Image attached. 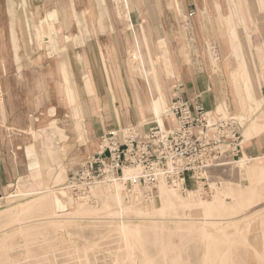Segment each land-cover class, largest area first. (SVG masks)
Returning <instances> with one entry per match:
<instances>
[{
	"label": "rangeland",
	"instance_id": "1",
	"mask_svg": "<svg viewBox=\"0 0 264 264\" xmlns=\"http://www.w3.org/2000/svg\"><path fill=\"white\" fill-rule=\"evenodd\" d=\"M49 4L43 25L38 13L41 8L28 0L13 3L10 15L0 16V82H11L14 91L21 93L20 74L29 70L36 103L29 119L19 113L27 125L21 132L14 130L13 117L4 119L0 108V124L11 155L17 164L22 163L19 152L25 164L24 175L0 194V264H264L263 158L251 162L252 157L244 154L241 163L210 168L204 188L201 182H190L188 191L170 187L186 204L178 210H155L152 201L131 202L123 192L126 211L122 212L113 187L97 185L90 194L95 200L89 203L76 201L66 187L73 173L97 152L103 135L92 137L76 87L83 77L82 88L96 111L99 99L88 78L92 75L88 49L95 43L101 52L93 66L99 69L96 72L100 71L108 91L113 92L111 71L118 72L136 91L137 96L132 93L136 108L142 100L147 113L139 122L115 129L156 125L148 82L159 98V117L170 125L175 80L177 87L191 75L202 73L217 97L212 110L241 122L244 147L248 138L260 136L264 141V0H50ZM55 11L57 15L51 19ZM76 12L82 14L81 23L89 31H77ZM131 16L144 65L129 28ZM12 27L18 34L21 58L15 55ZM37 27L52 31L43 33L42 46ZM58 29L65 35L60 41ZM46 44L54 45L56 53L53 46L47 51ZM1 56L8 62L6 71ZM37 69L45 70L48 77L41 91L32 80ZM75 154L81 158L73 159ZM53 192L65 201V212L60 213ZM214 199L218 207L201 211L193 218L202 220L182 226L184 229L171 222L162 226L139 223L140 218L199 211L200 205L209 206ZM153 204L159 207V197ZM148 208H153L155 216L141 214ZM121 222L132 225L126 240L117 232Z\"/></svg>",
	"mask_w": 264,
	"mask_h": 264
},
{
	"label": "built area",
	"instance_id": "2",
	"mask_svg": "<svg viewBox=\"0 0 264 264\" xmlns=\"http://www.w3.org/2000/svg\"><path fill=\"white\" fill-rule=\"evenodd\" d=\"M170 112L173 123L164 129L153 125L143 132L136 125L103 134L97 152L67 183L75 200L92 202L95 186L119 184L129 201L150 203L160 184L187 188L201 182L204 188L210 168L244 158L243 126L235 116L206 110L197 96L175 100ZM125 169L135 173L125 178Z\"/></svg>",
	"mask_w": 264,
	"mask_h": 264
},
{
	"label": "crops",
	"instance_id": "3",
	"mask_svg": "<svg viewBox=\"0 0 264 264\" xmlns=\"http://www.w3.org/2000/svg\"><path fill=\"white\" fill-rule=\"evenodd\" d=\"M21 0H0V16H8L10 13L8 12L9 9H12L13 3L20 2ZM31 2L32 5H36V7H40V13L42 23L43 25L44 20L43 18L46 17L48 13H46V10L49 5L50 0H28ZM37 11L35 12V14ZM82 14H86L84 11ZM82 14L79 15L76 12V16H78L79 24L77 31H89L87 24L81 23L83 20L79 16L82 17ZM57 15V12H53V14L50 15L51 19ZM27 19H23V22L26 23ZM48 20V19H45ZM4 30V29H1ZM11 31V36L13 37V45L15 49V55L17 58H21V55L19 54V51L21 50V46L19 45L18 40V34L15 32L14 28L9 29ZM47 27L44 29L43 27H37L35 31L37 33H40V45L42 46V39H43V33H49L52 32L46 31ZM24 31V27H23ZM62 29H58L56 33H61V35H57L58 41L63 40L65 37L64 33L62 32ZM38 37V36H37ZM28 41H32V38L30 36V39ZM26 45V44H25ZM54 48V45L48 46L45 45V49L51 50L50 48ZM56 46V45H55ZM92 46V47H91ZM3 47V46H2ZM26 47V46H25ZM61 47L63 51H65V46L61 44ZM4 48V47H3ZM90 49H88V53L91 55L92 59V75L89 76V79H92L93 87L95 90V94L98 96L99 102H98V108L96 111H93L91 102L88 96H86L84 92V88H82V78L81 83L77 82L79 86L77 87L78 91V98H79V105L81 106V110L83 113V119L85 123L89 124L90 131L92 132V137L97 138L100 137L102 134H105L106 132L110 131L111 129H115L118 126H125L128 124H134L136 122L140 121V117L137 112L135 100L132 95V89L128 83H124L123 79L121 78L120 74L117 72L115 75L111 71V81L113 86V92L108 91L107 84L104 82V78L102 77L100 71L97 68H94L93 61L97 58L99 52L97 51L98 45L92 44L89 46ZM100 48V47H99ZM54 51L56 53V47L54 48ZM1 54H3V50L1 48ZM4 55V54H3ZM1 64L2 68L5 70V65H7V60L4 56H1ZM54 60V59H53ZM68 62V61H67ZM70 64V63H68ZM42 65V64H41ZM40 65V66H41ZM109 65V63H108ZM110 67V66H109ZM54 68L59 70V67L54 64ZM95 70V71H94ZM33 83L35 84V88L38 91H41L43 89V83H46L48 80L47 73L45 70H35L34 75L32 76ZM30 71L25 70L20 74V82H21V93L18 91H14L11 82L9 81H3L0 82V108L3 111L4 119H7L8 117H13V124L14 130L17 132H21L25 130L23 127H27L25 124V121L23 119L19 118V113L24 114L26 116L25 118L29 119L27 116L32 117L33 115L30 113H33V111H36L34 99L32 97V88L30 86ZM181 83V82H180ZM76 84V85H77ZM175 95L172 97L174 100H177L179 98L184 99H193L194 97H199V100L201 101L202 105L205 107L206 110L210 111L216 107L217 104V97L214 92L211 91V82L208 79L206 75H203L202 73H197L191 75L189 78H186L183 83L179 84L176 87V80H175ZM150 94V93H149ZM139 96L141 99V94L139 91ZM82 97H85V99H81ZM120 98L123 102V107L121 105ZM150 99V95H149ZM81 101L84 102V104L81 103ZM141 103L145 110V105L143 104L142 100ZM41 104V103H40ZM43 105V104H42ZM40 107V106H38ZM0 109V110H1ZM100 113V114H98ZM115 115H113V114ZM44 117V114H43ZM24 118V117H23ZM24 118V119H25ZM46 123L49 122L48 116L46 117ZM0 121L2 123V120L0 118ZM172 125V123L170 124ZM170 125L168 127H170ZM85 124L81 121V129ZM150 126L144 125L141 127V131L146 132L149 129ZM4 132V133H3ZM67 139L69 137L66 136ZM244 138V137H243ZM76 138L73 135L72 141H74ZM258 139V141H257ZM244 141L246 139L244 138ZM17 142V140H16ZM15 142V143H16ZM19 144V142H17ZM247 145L244 147V154L248 157H252V159H259L263 158L264 156H261L264 154V141L261 139L260 136H255L252 138L247 139ZM96 148V146H95ZM90 150V149H89ZM88 150V151H89ZM88 151H83V153H88ZM92 152V151H91ZM17 153V152H16ZM18 159H22L18 164L16 161H14V158L11 155V151L9 148V142L8 137L5 131H2V125L0 124V194L4 193L6 189L12 185V182L21 175H24L25 169H24V158L22 154L19 152ZM80 157L79 154H75L73 159H78ZM81 158V157H80ZM64 171V170H63ZM61 170V173H64Z\"/></svg>",
	"mask_w": 264,
	"mask_h": 264
},
{
	"label": "bare ground",
	"instance_id": "4",
	"mask_svg": "<svg viewBox=\"0 0 264 264\" xmlns=\"http://www.w3.org/2000/svg\"><path fill=\"white\" fill-rule=\"evenodd\" d=\"M130 17V16H129ZM131 19V20H130ZM128 21H129V28L131 30H133V36H134V39H135V42H136V45H137V49H138V52L140 54V58L142 59L141 62L142 64L144 65V63L146 62V59L144 57V54H142L143 50L140 46V43H139V38H138V35L135 33L136 31V28L134 26V23L132 21V16ZM36 36H38V40L40 41V33L36 34ZM65 50V49H64ZM144 72H145V75L148 74V69L145 67L144 68ZM135 87L137 88V85L136 83H134ZM147 88L150 89L149 91V95H150V103L153 106V111H154V114H153V119H154V123L161 127L162 129L164 128H167L169 125H168V122L165 121L162 117H159L161 116V114H159V111H158V104L156 103L158 101V96L156 95L155 91H152V88L150 86V83L148 82L147 83ZM133 95L134 96H137V93L136 91H132ZM139 93V92H138ZM137 112H138V115L139 117H142V116H145V112H144V108H143V105L142 103H140V106L137 108ZM165 112V111H164ZM223 114V113H222ZM225 115V114H224ZM171 123V122H170ZM153 124V123H152ZM243 137V136H242ZM242 145L244 146V139L242 140ZM257 159H251L250 161H256ZM244 161V158L242 160H240L239 162L237 163H241ZM246 162V161H245ZM134 170L132 169H125L124 170V177L127 178L129 177L130 175L134 174ZM98 186H108V187H113L112 190H114L112 193H113V196L114 198L116 199V203L117 205H119L122 209V212L126 211L125 209H123V205H122V195H123V192H124V188L119 185V184H116V185H98ZM98 186H95V187H98ZM202 187V186H199V188ZM121 188V189H120ZM158 193H159V199H160V205L159 207H156L153 202H152V207L155 208V210H166L167 208L168 209H172V210H178V208L182 207V206H186V204L183 203L182 199L180 198V196H178L176 193H174L172 190H170V187L165 185V184H160L158 185ZM179 188V190H183V191H188V188H182L181 187V184L177 187ZM178 189H175L174 191H179ZM60 192H62V190L60 189L59 190ZM50 193V192H49ZM54 193V192H53ZM63 193V192H62ZM48 194V193H47ZM46 193L41 195V200L43 201V203L46 200L47 198V195ZM55 195V196H54ZM53 197H54V202L57 204V208L59 209L60 213L61 212H65L66 211V207L67 205L65 204V201H63V198H61L57 192L54 193ZM61 195V194H60ZM10 197V196H9ZM112 197V196H110ZM113 198V197H112ZM199 201H202V200H199ZM188 206V205H187ZM189 207V206H188ZM218 207V203L216 201V199H214V201L212 203L209 204V206H205V205H200V210L198 211H186L183 215H169V216H166V217H162V218H154L152 216H150V218L146 217V218H140V220H142V222H139V223H148L147 225H154V226H157L159 224H161V226L165 223H175V227H177L178 229H184L182 226H185V225H190V224H193V223H196L195 221L198 220V222H200L202 219H197L195 220V218H193L194 216H198V214L203 211V212H206L208 211L210 208H214L216 209ZM127 209V208H126ZM153 208H148L146 209V212H143L141 211V214L143 215H154L151 210ZM173 214V212H171ZM58 214V213H56ZM199 217V216H198ZM204 221V220H203ZM216 221V220H215ZM214 221V222H215ZM207 222V221H206ZM211 222V221H210ZM214 222H211L212 224ZM138 223V222H137ZM205 223V222H204ZM203 223V224H204ZM217 223V222H216ZM210 224V223H209ZM211 225V224H210ZM213 226V225H212ZM215 226V225H214ZM213 226V227H214ZM130 227H132V225H129L128 223L125 224L124 222L121 224L118 223V229H117V232L123 236V238L126 240L128 238V234H129V229H131ZM217 227V225H216ZM220 228V227H219ZM222 229V228H221ZM220 229V230H221ZM177 230V229H176ZM217 231H219V229L216 228ZM159 239V238H158ZM161 239V238H160ZM168 247V246H167ZM143 248V247H142ZM170 248V247H169ZM163 249V248H162ZM164 250V249H163ZM166 250V249H165ZM162 254V253H161ZM160 254V255H161ZM165 254V253H164ZM137 263V262H136ZM139 264V263H137Z\"/></svg>",
	"mask_w": 264,
	"mask_h": 264
}]
</instances>
